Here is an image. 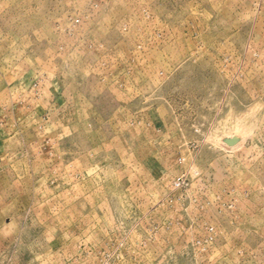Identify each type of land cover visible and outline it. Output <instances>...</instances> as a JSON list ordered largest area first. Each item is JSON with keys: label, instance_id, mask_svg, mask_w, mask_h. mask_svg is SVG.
Segmentation results:
<instances>
[{"label": "rangeland", "instance_id": "1", "mask_svg": "<svg viewBox=\"0 0 264 264\" xmlns=\"http://www.w3.org/2000/svg\"><path fill=\"white\" fill-rule=\"evenodd\" d=\"M0 264H264V0H0Z\"/></svg>", "mask_w": 264, "mask_h": 264}, {"label": "water", "instance_id": "2", "mask_svg": "<svg viewBox=\"0 0 264 264\" xmlns=\"http://www.w3.org/2000/svg\"><path fill=\"white\" fill-rule=\"evenodd\" d=\"M224 142L226 143V145L233 146L236 143H238V139L237 138L226 139Z\"/></svg>", "mask_w": 264, "mask_h": 264}, {"label": "bare ground", "instance_id": "3", "mask_svg": "<svg viewBox=\"0 0 264 264\" xmlns=\"http://www.w3.org/2000/svg\"><path fill=\"white\" fill-rule=\"evenodd\" d=\"M232 138H235V137H232ZM232 138H228V139H232ZM236 144H237V143H236ZM236 144H235V145H236ZM235 145H233V146H229V145H228V146H229V147H234Z\"/></svg>", "mask_w": 264, "mask_h": 264}]
</instances>
